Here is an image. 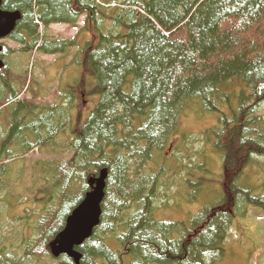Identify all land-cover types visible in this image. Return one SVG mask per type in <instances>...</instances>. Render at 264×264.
<instances>
[{
  "label": "trees",
  "instance_id": "obj_1",
  "mask_svg": "<svg viewBox=\"0 0 264 264\" xmlns=\"http://www.w3.org/2000/svg\"><path fill=\"white\" fill-rule=\"evenodd\" d=\"M0 8L21 12L9 37L19 47L5 44L1 57L58 55L49 65L60 82L75 48L99 97L75 131L81 85L71 79L73 94L51 102L38 101V88L22 100L31 61L25 75H12L8 59L0 69V203L10 204L9 218L24 213L15 249L1 243L8 236L0 225V264H76L55 256L51 243L103 169L102 220L77 247L80 264H215L235 218L252 205L264 209V0H0ZM83 16L76 39L51 34L54 24L77 28ZM186 112L207 126L182 129ZM59 136L68 138L60 144ZM36 148L52 155L29 168L25 157ZM212 159L220 172L209 170ZM254 171L263 173L258 184ZM208 173L220 201L187 221L157 218L183 183L195 194L190 180Z\"/></svg>",
  "mask_w": 264,
  "mask_h": 264
},
{
  "label": "rangeland",
  "instance_id": "obj_2",
  "mask_svg": "<svg viewBox=\"0 0 264 264\" xmlns=\"http://www.w3.org/2000/svg\"><path fill=\"white\" fill-rule=\"evenodd\" d=\"M85 16H83L77 28H73L68 24H54L51 26V34L59 37H65L69 39H76L80 30L84 27ZM89 34H83L80 38V41L87 39ZM78 40V39H77ZM8 46L12 48H17L19 45L12 41H7ZM70 53H66V72L64 77L60 80H54V72L57 69L51 68L52 65L50 63L54 62L55 59L58 58V55H53L50 57H41L39 54V59L33 56L35 53H27L20 52L17 54H12L7 57L10 65H11V74L12 75H25L24 72L26 68L29 66V60L32 61L30 78L32 77L33 81H39V85H33V89H39V102L44 103L45 101L51 102L58 97L60 94H68V92L73 94V90L67 86V83L72 79L75 83H72L76 87L81 85L83 87V91H80L79 88H76L78 92L76 97V108L74 109L73 119L75 124L77 122V118L79 115L77 114L78 109H80L82 116V121H79L78 126H74V130H81L82 125L86 122L87 118L91 114V111L95 108L96 103L98 101V96L91 93V89L94 85L93 80L88 77L90 74L89 71H85L83 64L80 61H83V55L75 56V48L70 49ZM64 58H60V64H64ZM74 59V61H73ZM35 61V63H34ZM41 61L43 64H41ZM47 66V67H46ZM50 66V67H48ZM54 69V70H53ZM54 71V72H53ZM15 81V80H14ZM83 81V82H82ZM82 82V84L80 83ZM17 83V82H16ZM77 83V84H76ZM32 92H34L32 90ZM32 92H30L32 94ZM62 92V93H61ZM86 94V95H85ZM95 96L94 98H92ZM34 97V96H33ZM23 98H29L24 97ZM18 106L16 103L7 107V112L9 110L16 109ZM198 117L194 116L193 112H186L184 117L182 118V129H186L189 131L188 126L194 128V131H199V128H205L207 125V119L205 121H200L198 125L194 123ZM3 130L4 128L1 127ZM196 129V130H195ZM1 132V130H0ZM60 144L66 142V138L61 137ZM197 142V140L195 141ZM43 155L51 156L52 154H42L39 150H34L30 154H28L25 158L27 162L25 164H29V168L32 162ZM214 159V158H213ZM207 161L209 170L212 172H220L221 165L219 161L215 160ZM21 160L15 162L16 165L19 164ZM204 166V165H203ZM30 170V169H29ZM28 170V171H29ZM16 172L17 168L14 170ZM209 171V173H210ZM29 174L28 172H26ZM208 173V179L205 181L195 182V180H190L192 183H196L197 185L193 186L197 188V192L195 194L191 193V189H188V185L183 183L181 194L177 196L174 200H172L168 205H161L157 210V218L159 220H171V221H187L188 218L195 215L203 209L204 206L211 203H217L221 200V196L217 192V178L215 175H211ZM213 174V173H212ZM253 179H250L252 183H260L263 178V173L261 171L252 172ZM16 189L19 190L22 194L23 199L28 198L29 189L27 187L16 186ZM93 189V188H92ZM189 190V191H188ZM10 198V197H9ZM10 204H6L4 207L3 203H0L1 215H0V225L3 227V236H8V239L1 240V243H9L12 244L13 249L21 243L23 227L21 226V222H18L19 217H22L24 213L17 214L18 217L9 218V213L13 210ZM25 204H21L20 206H24ZM22 211V208L21 210ZM4 215V216H3ZM32 221V220H30ZM28 235V233H27ZM150 237L154 239L155 235L150 234ZM217 261L215 264H264V209L260 206L252 205L249 207L248 214L245 216H237L234 220V223L229 228L227 233V237L224 242V249L216 258Z\"/></svg>",
  "mask_w": 264,
  "mask_h": 264
},
{
  "label": "water",
  "instance_id": "obj_3",
  "mask_svg": "<svg viewBox=\"0 0 264 264\" xmlns=\"http://www.w3.org/2000/svg\"><path fill=\"white\" fill-rule=\"evenodd\" d=\"M20 18V11H7L0 8V41L11 36ZM2 50L3 46L0 44V53ZM4 64L0 58V69ZM106 178L107 170L104 169L99 177L89 179L93 189L74 209L67 220L65 229L52 242V250L56 256L67 254L77 263L79 262L81 253L75 250V246L80 245L90 237L95 226L99 223L105 197Z\"/></svg>",
  "mask_w": 264,
  "mask_h": 264
},
{
  "label": "bare ground",
  "instance_id": "obj_4",
  "mask_svg": "<svg viewBox=\"0 0 264 264\" xmlns=\"http://www.w3.org/2000/svg\"><path fill=\"white\" fill-rule=\"evenodd\" d=\"M8 120H9V119H8ZM7 126H8V125H7ZM3 130H4V129H3ZM3 130H2V131H3ZM102 213H103V209H102ZM101 220H102V214H101V217H100V220H99V223H98V224L101 223ZM87 239H88V238H87ZM87 239H85L84 242H85ZM76 264H80V260H79L78 263L76 262Z\"/></svg>",
  "mask_w": 264,
  "mask_h": 264
}]
</instances>
